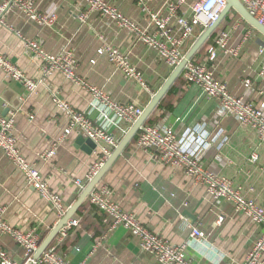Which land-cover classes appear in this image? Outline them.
Instances as JSON below:
<instances>
[{"label":"crops","instance_id":"0c3cea01","mask_svg":"<svg viewBox=\"0 0 264 264\" xmlns=\"http://www.w3.org/2000/svg\"><path fill=\"white\" fill-rule=\"evenodd\" d=\"M32 1L40 13L55 15L56 23L42 27L18 11L9 12L7 26L0 27V53L35 80L38 88L30 95L23 85L0 69V113L14 115L18 148L41 172L50 188L61 195L68 210L81 193L75 182L87 181L99 156L83 142L88 139L79 132L65 135L68 117L59 111L52 93L96 123L103 118L99 109L94 108L95 99L86 86L61 72L44 78L42 62L28 51L26 40L39 41L53 55L71 53L80 80L103 90L115 102L143 109L167 79L170 69L154 50L137 42L130 31L111 18L93 12L80 21L79 16L87 11L82 0ZM195 2L188 0L178 13L190 17ZM110 3L139 27L151 31L148 11L168 16L172 0H110ZM229 15V23H222L210 45L198 53L196 62L207 65L231 94L259 105L264 102V81L259 77L264 61L259 50L264 46V36L241 17H234L233 12ZM172 24L175 25V20ZM222 32L229 33V50H219L216 60L209 62L208 51ZM199 35L192 38L190 46ZM104 46L129 54L151 92L128 81L106 57L99 56L97 52ZM181 78L169 99L173 112H161L162 118L155 125L172 127L180 139H184L189 129L204 126L210 135V146L202 155L204 169L229 179L246 198L264 207V142L234 117L223 116L218 101L208 98L199 87L185 84L183 75ZM246 80L252 82L250 88L245 87ZM115 133L119 142L125 136L118 130ZM137 139L100 183L111 189L112 200L170 244L186 245L193 264H244L263 227L237 212L233 202L213 199L205 184L193 181L183 170L155 161L150 152L138 148ZM53 145L57 147L54 159L43 162L40 155ZM254 155L258 156L256 162L252 160ZM0 206L10 225L23 230L36 229L42 242L61 220L48 200L27 183L24 174L1 149ZM73 218L79 219L80 224L68 231L58 250L68 264H158L141 250L139 241L126 228L110 229L104 214L91 206L88 199ZM194 227L202 232L201 241L192 238ZM0 250L8 252L18 264H26L23 249L10 238L0 236Z\"/></svg>","mask_w":264,"mask_h":264},{"label":"built area","instance_id":"2783aa9c","mask_svg":"<svg viewBox=\"0 0 264 264\" xmlns=\"http://www.w3.org/2000/svg\"><path fill=\"white\" fill-rule=\"evenodd\" d=\"M187 1L172 0L170 15L168 16L155 11H148L151 31L142 29L125 17L110 3V0H82L87 11L79 16V20L85 21L87 14L93 12L111 18L119 27L130 31L137 42H141L154 50L160 61L168 69L173 70L185 57L192 38L196 34H201L214 23L227 6V0H196L191 6V16L186 17L180 15L178 11L187 4ZM240 2L254 18L264 25V0H240ZM11 11L22 13L27 19L42 27H51L57 21L55 15L40 13L32 0H0V27L7 26L6 15ZM173 20H175V25L172 24ZM175 30L177 33L174 32ZM228 44L229 33L222 32L219 34L214 46L208 51L209 62L216 60L219 50L228 51ZM26 47L42 62V73L45 79H49L55 72H61L67 78L83 84L95 99L94 108L101 112L103 120L101 123H96L88 115L75 110L68 103L60 100L55 93H52L57 108L68 117L65 135L68 136L77 131L96 146L95 150L99 159L91 168L87 181L77 180L75 182L77 188L82 192L118 146L119 139L115 131L118 130L125 135L142 115L144 109L135 104L115 102L103 90L89 86L80 80L76 75L75 62L71 53L53 55L45 51L42 44L36 40H26ZM97 53L99 56L106 57L128 81L139 84L149 93L151 92L143 74L133 64L129 54L111 46H104ZM259 54H264V46L259 50ZM0 69L11 80L23 85L28 94L32 95L37 91L38 83L1 53ZM259 77L264 81V61ZM183 80L187 85H195L202 89L208 98L218 101L223 116L234 117L240 125L254 130L260 141L264 142V102L254 105L245 102L244 98L231 94L224 84L216 80L207 65L193 60L187 64L183 73ZM244 85L246 88H250L252 82L246 80ZM33 119L34 117L31 115V121ZM14 129V115L4 116L0 113V149L24 174L27 183L48 200L61 219L67 212L63 198L50 188L41 172L22 155L17 146ZM188 136L192 137L189 141H185L184 139ZM184 139H180L172 127L145 125L139 132L136 143L139 149L150 152L158 163L183 170L193 181L205 184L207 192L213 199H226L233 202L237 212L261 225L263 232L248 252L244 264H263L264 207L259 206L254 200L246 198L241 189L233 187L229 179L217 177L204 169L201 163L202 155L210 146V135L204 126L189 129L185 133ZM56 149V145H53L51 149L40 155V159L43 162H51L56 155ZM252 160L256 162L258 156L254 155ZM88 201L91 206L104 214L110 229L126 228L139 241L141 250L152 256L158 264H193L188 257L186 245H172L160 235L144 227L134 213L123 210L112 200V191L108 186L99 184ZM221 221H223V217H220ZM79 224V219L72 218L61 229L55 241L42 256L38 260H34V255L42 242L36 229L23 230L10 225L4 219V209L0 206V236L10 238L23 249L26 264H68L60 256L59 246L64 241L68 231L78 227ZM192 238L201 241L203 239L202 232L194 227ZM0 264L18 263L8 252L0 250Z\"/></svg>","mask_w":264,"mask_h":264},{"label":"water","instance_id":"95a60500","mask_svg":"<svg viewBox=\"0 0 264 264\" xmlns=\"http://www.w3.org/2000/svg\"><path fill=\"white\" fill-rule=\"evenodd\" d=\"M236 12L248 25L257 30L261 35L264 36V25H262L256 18H254L240 2V0H227V6L220 14L218 19L206 28L193 42V44L187 50L185 57L180 64L173 69L167 79L164 81L159 90L152 96L149 103L143 110L142 115L133 124L125 136L121 139L118 146L114 150L113 154L108 158L105 164L97 172V174L90 180L83 191L80 193L77 201L67 210L66 214L61 218L58 224L50 232V234L43 240L38 251L34 255V260H38L42 254L47 250L51 243L60 233L61 229L67 225V223L79 212L81 207L90 197L95 188L102 182L104 177L109 173L115 163L121 158L126 152L130 145L135 140L141 129L147 124L151 116L155 113L161 102L167 96L169 91L176 85L178 80L183 75L187 64L192 61L198 53L204 48L207 42L213 37L216 31L220 28L226 17L231 13ZM91 149H96L94 143L90 140L83 141ZM188 217L192 218L191 215L187 214ZM194 219V218H192ZM32 264V263H27Z\"/></svg>","mask_w":264,"mask_h":264},{"label":"trees","instance_id":"16d2710c","mask_svg":"<svg viewBox=\"0 0 264 264\" xmlns=\"http://www.w3.org/2000/svg\"><path fill=\"white\" fill-rule=\"evenodd\" d=\"M232 13V12H231ZM234 17L239 18L240 16L235 12H233ZM230 15H228L225 19L226 24L229 23L230 21ZM222 27L220 26L219 29H221ZM218 29V30H219ZM217 32L213 35V37L207 42L206 46L210 45V42L213 40V38L216 36ZM197 35V34H196ZM190 45L188 46L189 49ZM204 50V48L202 49V51ZM201 51V52H202ZM199 56V54L193 59V61H197V57ZM172 70H170L169 74L171 73ZM168 74V76H169ZM182 80V78H180L178 80V82L176 83V85L169 91V93L167 94V96L164 98V100L161 102V104L159 105V107L157 108V110L155 111V113L151 116V118L149 119V121L147 122L146 125H155L158 121L161 120V112H167V113H172L174 108L173 105L169 104V99L175 94L176 90H177V86L179 84V82ZM138 136V135H137ZM137 136L135 138V140L137 139ZM135 140L133 141V143L135 142ZM84 206V205H83ZM82 206V207H83Z\"/></svg>","mask_w":264,"mask_h":264}]
</instances>
